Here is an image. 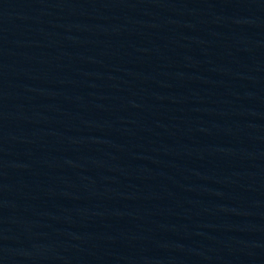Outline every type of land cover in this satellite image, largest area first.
<instances>
[{
	"label": "water",
	"instance_id": "water-1",
	"mask_svg": "<svg viewBox=\"0 0 264 264\" xmlns=\"http://www.w3.org/2000/svg\"><path fill=\"white\" fill-rule=\"evenodd\" d=\"M0 264H264V0H0Z\"/></svg>",
	"mask_w": 264,
	"mask_h": 264
}]
</instances>
